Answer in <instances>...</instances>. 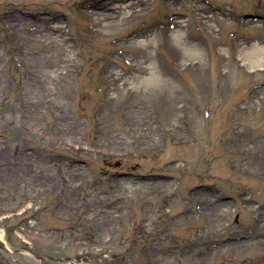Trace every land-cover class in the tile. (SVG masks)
Returning <instances> with one entry per match:
<instances>
[{
	"label": "rangeland",
	"instance_id": "obj_1",
	"mask_svg": "<svg viewBox=\"0 0 264 264\" xmlns=\"http://www.w3.org/2000/svg\"><path fill=\"white\" fill-rule=\"evenodd\" d=\"M254 46L264 0H0V264H264Z\"/></svg>",
	"mask_w": 264,
	"mask_h": 264
},
{
	"label": "bare ground",
	"instance_id": "obj_2",
	"mask_svg": "<svg viewBox=\"0 0 264 264\" xmlns=\"http://www.w3.org/2000/svg\"><path fill=\"white\" fill-rule=\"evenodd\" d=\"M87 9H89V7ZM94 10L103 12L104 13L103 16H107V15H109V13L114 11L112 8L106 9L104 7L103 8H94ZM173 38L175 40H179V39H181V35L179 33H177L174 35ZM155 41L157 42V38H155ZM168 43H169V46L171 45V48H172L174 53L178 52L177 55H179L181 57L184 56L185 58H188L191 61L192 60L194 61L195 59H197V56L195 55V52H194L195 47L192 44L191 39H188L186 42L182 41V46H184L186 49H190L192 52L191 54L190 53L183 54L180 52L179 47L176 44H173V43L170 44V42H168ZM149 45H151V44L149 43ZM164 45H165V43H164ZM263 56H264V51L261 49H258L257 46H254V47H252V51L246 54L245 60L249 65L255 67V66H259L262 64V62H263L262 58H264ZM192 63H194V62H192ZM145 70L149 71L148 77L144 80L145 83L157 84V83L162 82V80L156 75V71L154 70V68H150V70L149 69H145ZM158 85H161V84H158ZM0 242H2L4 244V246H6L5 248L8 251H11L9 248V244L6 240V237L4 235H2L1 233H0Z\"/></svg>",
	"mask_w": 264,
	"mask_h": 264
}]
</instances>
